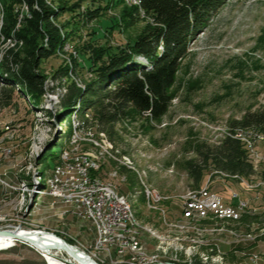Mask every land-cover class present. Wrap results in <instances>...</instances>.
Returning a JSON list of instances; mask_svg holds the SVG:
<instances>
[{"label": "rangeland", "instance_id": "obj_1", "mask_svg": "<svg viewBox=\"0 0 264 264\" xmlns=\"http://www.w3.org/2000/svg\"><path fill=\"white\" fill-rule=\"evenodd\" d=\"M48 1L55 7L68 5L75 10L62 12L59 17L72 34L54 54L43 59L47 92L36 104L18 90L6 97L0 85V229H47L74 246L82 244V249L77 248L85 249L88 255L90 250L96 251L92 223L64 211L66 203L51 189L47 193L48 182L52 188L56 170L62 166L64 154L69 153L82 155L76 162L68 159L74 168L72 174L82 161L101 163L100 168L90 167L91 176L113 183L128 196L140 223L174 236L158 213V204L171 217L180 214L181 195L198 185L189 162L198 160L199 148L221 143L231 129H241L240 121L247 112L264 108V0H227L193 35L171 88L172 103L160 119L129 109L113 123L101 121L93 108L80 110L79 100L65 112L62 96L69 86L84 87L96 78V67L101 64L97 55L104 53L100 49L108 51L134 42L151 23L150 16L139 10L130 19V7L138 5L126 0ZM27 9L16 6L19 25ZM6 10L0 0L1 19ZM88 11L94 15L87 18ZM13 41H9L11 45ZM0 48L4 50V44ZM256 146L253 151L247 145V150L261 171L264 142ZM207 172L201 186L209 184L226 198L239 193L251 206L239 222L214 221L218 230L211 225H198V230L193 223L176 227L181 241L188 245L207 238L210 245L198 246L197 254L213 253L216 250L210 248L214 245L211 242H219L216 249L221 250L222 261L218 264H264V178ZM254 182H260V187L254 188ZM147 187L169 198L158 204L149 202ZM141 236L149 250L159 240L148 233ZM39 249L16 239L13 245L0 249V260L47 264ZM179 255L187 257L185 251Z\"/></svg>", "mask_w": 264, "mask_h": 264}, {"label": "trees", "instance_id": "obj_2", "mask_svg": "<svg viewBox=\"0 0 264 264\" xmlns=\"http://www.w3.org/2000/svg\"><path fill=\"white\" fill-rule=\"evenodd\" d=\"M2 1L7 10L4 18H0V44L5 46L4 50L0 48V85L6 97L18 90L36 104L47 92L43 59L54 54L66 36L72 34L67 31L68 25L60 21V14L75 10L68 5L55 7L48 0ZM226 1L142 0L141 5L131 6L130 19L136 11L143 10L151 23L127 46L100 49L104 53L97 55L101 64L96 67V78L84 87L69 86L61 100L64 111L71 110L79 100L80 110L93 108L99 119L107 123L126 116L129 109L160 119L172 103L171 88L182 60L189 53L191 38ZM23 5L28 11L19 25L16 6ZM93 15L91 11L86 14L87 18ZM13 40L16 42L11 45L9 41ZM240 124L241 128L253 127L264 132V108L247 112ZM189 170L197 187L210 170L219 175L227 173V177L264 178V167L257 170L244 143L230 133L217 145L203 144L198 160L189 162ZM0 264L46 263L3 259Z\"/></svg>", "mask_w": 264, "mask_h": 264}, {"label": "bare ground", "instance_id": "obj_3", "mask_svg": "<svg viewBox=\"0 0 264 264\" xmlns=\"http://www.w3.org/2000/svg\"><path fill=\"white\" fill-rule=\"evenodd\" d=\"M127 1L134 3L136 5H141L142 3V0H126V2ZM141 11L143 14H145L143 10ZM230 134L234 135L239 139L244 140L253 151L255 147H257L256 145L258 139L261 142H264V132L258 131L254 128L235 129L233 133L230 132ZM63 158L64 161L62 166H59L58 169L56 170L58 171V175L55 176V179H53L52 181L53 186L51 188V193L55 194L60 199H62L64 203H66L67 201L68 205L74 206L75 199H78L79 195H89V191H93V190L113 189V192H115L116 194H120V198L122 199L125 205V213L126 215H129V218L121 219V227H111V231H107V238H114V235H120L124 238L137 237V239L139 240L137 245L134 246V253H125V251L107 250L104 244L101 242V238H104L105 236V221L104 219H102V217H95V223L93 224V229L95 233V239H94L95 247L93 248L96 251L92 252V250H90L91 253L89 255L93 257L96 261H112L110 264H141V263L156 264V262H162V261H170L171 264H218L220 261H222L221 254H219L221 253V250L216 249L219 248V242L218 243L211 242V244L214 245L210 248H214L216 250L213 253L209 251V252H202L197 254L198 250L204 247L203 245H210V243H208V239L200 238L199 240H196L197 243L193 242L195 244L190 243L186 245L184 242L181 241L180 236L182 235L177 234L178 231H176V227L177 228L185 227L193 223L194 227L198 230H199L198 225L200 226L211 225L213 226L214 230L215 229L218 230L220 228L214 227L213 224L214 221L216 223H219L221 220L223 222H233V223L239 222L241 218H243L242 216L244 212L247 209H249L248 204H239L238 207L235 209V205L232 203H226V207L219 208L215 202H206V210L208 211V214H198L197 212H181L180 214H178V220L176 221L168 220V216L160 214L162 215L164 222L171 227L169 231L174 236H171V234H167V233L160 234L158 233L155 227L140 223V221L134 215L132 203L129 197L123 193H120L117 190V187L113 183L105 182L101 179V177L100 178L93 177L91 176L90 173H80L81 170L84 169V166L100 168L101 163L97 164L96 162H92V163L88 162L86 164V162L82 161L74 171L73 175L75 176H70L69 178H66V185H72V186L71 187L61 186L60 179H62V172L66 174H72L74 169L73 166L70 165V162L68 163L69 158H66L64 156ZM150 190L153 189L149 187L146 188V196L149 202L153 201ZM196 190L197 188H193L192 190L186 191L184 194L181 195V199L190 196L191 201H198V192H196ZM165 198L167 197L163 196L160 193V200ZM231 212H235V213L231 214ZM81 217L85 218V216H81ZM30 230H27L24 227L15 229V231L18 232L20 237L31 236L33 239H35V241L38 244L36 246L49 256V259L52 264H59V262L51 257L50 253H52V250L50 247H46V246H51V245L71 246L80 255L87 257V255L85 254L86 253L85 249L80 250L81 248L80 249L77 248V246L72 245L70 242L64 240L62 237L56 234H53L51 232H43L44 235H42L41 231H38V229L36 231L33 230L30 231ZM203 230H209V229H206L205 227V229L203 228ZM142 232L144 234L145 233L151 234L152 236L157 237L159 239L157 243L154 244L155 246H153L152 250H149L147 247H145L144 237L141 236ZM181 233L183 234L185 233V231L184 232L182 231ZM185 235L188 236V234ZM190 236H194V235H190ZM15 240H16L15 237H13L12 235L0 234V249L13 245L15 243ZM198 241L200 242V244H198ZM52 242H56V243L53 244ZM200 245L201 248L197 250L198 246L200 247ZM183 251H185L187 254V257L185 258H181L179 255L180 252Z\"/></svg>", "mask_w": 264, "mask_h": 264}, {"label": "built area", "instance_id": "obj_4", "mask_svg": "<svg viewBox=\"0 0 264 264\" xmlns=\"http://www.w3.org/2000/svg\"><path fill=\"white\" fill-rule=\"evenodd\" d=\"M258 144H261V141L258 139ZM247 149V145H245ZM64 157L70 158L72 161L81 160L82 155H73V154H64ZM80 173H92L89 166H84V169ZM70 176H75L73 174H65L62 172L61 186L66 185V178ZM240 180H242L240 178ZM260 187V182H254V188ZM51 189V183L48 182L47 193ZM196 192H198V201H191L190 196L180 199L179 205L181 206V212H197L198 214H208L206 210V202H215L218 207H226V203H233L235 209L239 204H248L251 206L248 199L241 198L239 193H232L231 197L226 198L220 192L214 191L211 189L210 185H203L197 187ZM152 195L153 203L158 204L160 200V193L156 190H150ZM169 196H167V199ZM237 199L234 201V199ZM64 211H71V213L78 214L80 216H85V219L89 220L92 225L95 223V217H102L105 221V236L101 238V242L104 244L107 250L114 251H125V253H134V246L137 245V237L124 238L120 235H114V238H107V231H111V227H121V219L129 218V215L125 213V205L120 198V194L113 192V189H104V190H93L89 191V195H79L78 199H75L74 206H67V201L65 204ZM158 213L168 216V220H178V213L174 214L173 217L169 216L167 209H162V206L158 204ZM235 212H231L234 214ZM33 231H36L30 228ZM41 234L43 232H51L47 229H41ZM94 232V231H93ZM56 234L55 232H51ZM58 235V234H56ZM95 235V233H94ZM59 236V235H58ZM64 238V237H63ZM65 239V238H64ZM66 240V239H65ZM67 241V240H66ZM55 244L56 242H52ZM33 244V243H31ZM38 248L35 244H33ZM75 245V244H73ZM79 248L82 249V244H76ZM39 249V248H38ZM40 250V249H39ZM51 257L59 262V264H86L82 260L76 258L70 254L67 250L61 247H52ZM44 257L46 258L47 264H52L49 256L40 250ZM87 254V253H85ZM88 255V254H87ZM90 257V255H88ZM91 258V257H90ZM93 259V258H91ZM95 261V260H93ZM97 264H110L112 261H95ZM143 264V263H141ZM156 264H171L170 261L156 262Z\"/></svg>", "mask_w": 264, "mask_h": 264}, {"label": "water", "instance_id": "obj_5", "mask_svg": "<svg viewBox=\"0 0 264 264\" xmlns=\"http://www.w3.org/2000/svg\"><path fill=\"white\" fill-rule=\"evenodd\" d=\"M0 234L12 235L16 239H22V240H25V241H29L31 243H35V245H38L37 242L35 241V239H33L31 236L20 237L18 232L15 231V229H0ZM40 244H42V243H40ZM46 247H50V248H52V247H61V248L65 249V250H67L69 253H71L76 258H78V259L82 260L83 262H85L86 264H97L88 255H87V257L80 255L71 246H67V245H61V246L60 245H51V246H46Z\"/></svg>", "mask_w": 264, "mask_h": 264}]
</instances>
